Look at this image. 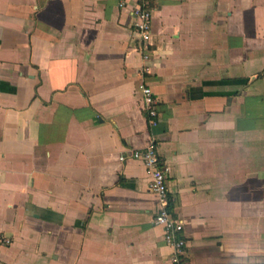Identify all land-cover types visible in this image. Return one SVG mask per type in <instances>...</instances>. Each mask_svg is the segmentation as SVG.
<instances>
[{"label": "crops", "instance_id": "obj_1", "mask_svg": "<svg viewBox=\"0 0 264 264\" xmlns=\"http://www.w3.org/2000/svg\"><path fill=\"white\" fill-rule=\"evenodd\" d=\"M151 139L187 263L264 264V0H0V264H171L146 169L120 160Z\"/></svg>", "mask_w": 264, "mask_h": 264}, {"label": "built area", "instance_id": "obj_2", "mask_svg": "<svg viewBox=\"0 0 264 264\" xmlns=\"http://www.w3.org/2000/svg\"><path fill=\"white\" fill-rule=\"evenodd\" d=\"M124 6V3L121 4ZM134 19V33L136 53L141 59V66L137 73L139 77L138 91L141 95V108L151 127L156 126L159 120L158 100L148 84L151 68L147 62L150 60L149 45L152 34V10L145 5H137L132 9ZM128 159L140 161L148 175V188L158 203V209L154 216V225L163 230L164 242L171 247V264H188L185 258L187 241L184 235L183 222L176 219L172 213V199L168 190L169 168L158 154L157 142L151 139L149 144L142 149L133 150L128 156H122L120 160ZM12 239L0 234V251L9 247Z\"/></svg>", "mask_w": 264, "mask_h": 264}]
</instances>
